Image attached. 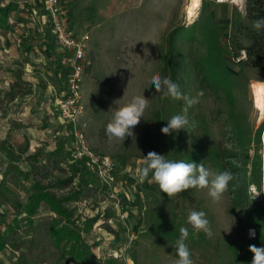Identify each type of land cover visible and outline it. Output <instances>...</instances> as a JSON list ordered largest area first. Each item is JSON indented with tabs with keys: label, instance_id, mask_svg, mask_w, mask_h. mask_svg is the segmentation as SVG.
Returning a JSON list of instances; mask_svg holds the SVG:
<instances>
[{
	"label": "rangeland",
	"instance_id": "1",
	"mask_svg": "<svg viewBox=\"0 0 264 264\" xmlns=\"http://www.w3.org/2000/svg\"><path fill=\"white\" fill-rule=\"evenodd\" d=\"M189 1L66 2L68 24L90 39L82 80L84 110L75 127L87 148L109 159L113 166H85L95 175V183L90 181L85 198L72 204L81 220L99 215L92 230L84 234L87 243L93 245V264L109 258L117 259L118 264H175L179 238L162 233L163 216V224L174 218L190 232L186 243L194 264H240L234 251L242 255L245 241L235 229L237 211L231 210L230 189L216 202L208 189H189L168 198L150 181L151 173L144 181L138 176L149 152L171 157L174 149L185 146L198 150L212 173H220L215 161L230 162L248 185V199L256 202L264 198V117L254 104L253 93L255 83H264V72L255 68L254 60H248L242 50L258 33L246 16V0H202L191 17L186 13ZM9 2L17 10L10 14L7 25L0 24V146L13 145L21 152L27 139V155L40 151L37 161L45 167L43 172L49 180L66 177L72 173L76 141L73 126L59 117L55 106L61 93L57 80L63 83L66 69L49 37L42 39L35 30L43 22L40 0H0V5ZM24 5H32L38 12L35 20L23 10ZM171 34L175 73L168 61ZM209 55L217 79L224 78L227 83L209 76ZM154 75L179 83L185 96L203 93L199 102L188 108L187 130L164 135L156 128L157 113L162 128L172 115L183 114L186 105L184 100L162 98L150 85ZM137 95L149 99V106L133 129L135 139L110 140L105 129L114 110ZM192 121L196 122L195 128L191 127ZM54 147L61 150L51 156ZM225 151L230 156L227 160L221 156ZM255 163L260 164V170H254ZM14 166L20 171L28 169L25 161ZM5 178L12 184L11 196L0 198L1 219L6 227L28 199L32 180L22 181L20 175ZM12 178L18 184L14 185ZM77 186L78 178L70 187ZM191 211L206 213L211 238L195 232L187 223ZM47 217V213L39 214L31 227L23 222L11 232L7 240L13 246L0 253V264H55L59 255L50 243ZM24 218L18 216V220ZM245 238H253L249 230ZM31 240L34 243L27 250ZM18 248L28 251V259Z\"/></svg>",
	"mask_w": 264,
	"mask_h": 264
},
{
	"label": "trees",
	"instance_id": "2",
	"mask_svg": "<svg viewBox=\"0 0 264 264\" xmlns=\"http://www.w3.org/2000/svg\"><path fill=\"white\" fill-rule=\"evenodd\" d=\"M16 10L17 6L11 2L2 7L0 6V24L7 25L10 14ZM246 16L252 21L259 17H264V0H246ZM172 35L168 39V61L170 62L171 72L175 73L176 65L172 61ZM242 50L246 52L248 60H254L253 66L264 72V32L255 34L252 37V44ZM207 65L209 67L208 74L210 77L215 78L219 82L227 83L224 78L221 80L217 79L218 72L213 67V60L210 55L207 59ZM156 117V128L160 131L161 125L159 121L161 122V119L159 113L156 114ZM60 150L61 148H56L50 155L56 156L60 153ZM0 152L9 161L10 168L8 172L14 176L20 175L23 181L32 179V185L30 187L32 196L23 205L22 209L18 211V215L13 218L11 225L8 224L3 231L0 229V253H3L6 249L13 246L12 241L8 242L7 237L20 226V223H27L31 227L34 224V217L40 214L41 210H45L50 213V217L46 218L50 243L59 255L55 264H93V245L87 243L84 234L92 230L94 224L99 219V215L81 220L82 217L77 213V208L72 206L73 203H77L85 198L89 182L95 183V175L87 171L84 161H75L72 166V173L68 176L49 180L50 178H48L46 171L43 172V168L45 167L38 164L37 161L40 157V151L37 150L33 154L25 157L29 166L28 171H20L14 166V164L22 159V155H17L13 149L4 146H0ZM25 152H27V146L22 154ZM228 154L225 151L221 155L222 159L227 160V158H230ZM170 156L166 155V158L169 160L203 163L198 150L193 148L188 150L185 146H179L174 149ZM230 164V162L221 164L215 161V166L220 172L228 170L234 174L235 179L229 185L231 210L237 211L235 216V229L245 241L242 255H238L236 251H234V254L236 255V261L238 263L251 264L253 253L249 251V246L264 247V198L261 197L256 202L249 200L247 196L248 185L241 179L240 173L238 171L235 172L231 168ZM257 169L260 170V164L257 165L255 163L254 170L257 171ZM76 178H78V186L70 187ZM11 181L14 185L18 184L17 179H12ZM8 193L10 192L5 185V180H3L0 183V198L7 199ZM22 214L25 215V218L18 220V216ZM161 219V224L163 225L161 228L162 233L173 239L179 238V230L181 227L175 222L176 220L172 218L163 224L162 221H166V219L164 216ZM2 225L3 221L0 214V228ZM249 229H255V237L252 239L245 238ZM33 243L34 241L31 240L30 245L27 246V250L31 248ZM18 249L22 250L21 255L25 259H28L26 257L28 251L26 252L21 248ZM101 264H118V261L117 259L109 258L103 260Z\"/></svg>",
	"mask_w": 264,
	"mask_h": 264
},
{
	"label": "clouds",
	"instance_id": "3",
	"mask_svg": "<svg viewBox=\"0 0 264 264\" xmlns=\"http://www.w3.org/2000/svg\"><path fill=\"white\" fill-rule=\"evenodd\" d=\"M253 28L259 33L264 32V17H259L253 21ZM150 85L155 86L157 93L162 98L171 99L172 101L184 100L185 107L183 114H174L167 121L166 126L161 128L164 135L178 133L180 130H187L190 121L187 118L189 107L199 102L202 92L197 93L196 97L185 96L179 83L174 82L170 77H161L160 75L152 76ZM118 101V100H116ZM114 101V102H116ZM149 106V99L144 95L134 96L128 103L117 107L112 115V119L107 123L105 134L111 139L124 141L126 137L135 139L133 129L140 123L145 110ZM196 122H191V127L195 128ZM143 167L138 169V176L141 181L149 179L158 185L161 193L168 198L178 196L180 193L189 189H208V195L214 202L219 201L224 193L229 190L230 182L235 177L228 170L218 174L212 173L200 162H186L184 160H169L166 155H161L155 151L149 152L143 159ZM256 194L255 197L259 196ZM187 223L195 232H203L207 237L213 235L210 221L204 211H191L187 217ZM180 236L176 241V253L178 259L175 264H194L191 258V251L186 241L189 237V231L186 227L180 228ZM249 236L255 237V229H249ZM249 251L253 253L251 264H264V247L249 246Z\"/></svg>",
	"mask_w": 264,
	"mask_h": 264
},
{
	"label": "built area",
	"instance_id": "4",
	"mask_svg": "<svg viewBox=\"0 0 264 264\" xmlns=\"http://www.w3.org/2000/svg\"><path fill=\"white\" fill-rule=\"evenodd\" d=\"M63 0H41L43 22L36 26L35 30L40 33L41 26L46 28V32L51 34L54 44L59 51L58 59L60 64L66 69L65 78L62 83L61 93L55 99L56 111L59 117L73 126V134L76 141V149L73 154L75 161H84V165L89 167H103L111 169L113 166L107 158H100L89 150L85 144L82 133L75 127L78 119L83 113V91L82 80L86 60L87 44L89 36L77 33L68 24L66 12L62 7ZM30 18L35 20L38 12L34 7L29 8ZM33 24L31 27L33 28ZM43 32V30H42Z\"/></svg>",
	"mask_w": 264,
	"mask_h": 264
},
{
	"label": "crops",
	"instance_id": "5",
	"mask_svg": "<svg viewBox=\"0 0 264 264\" xmlns=\"http://www.w3.org/2000/svg\"><path fill=\"white\" fill-rule=\"evenodd\" d=\"M66 2H68V0H64L63 1V4L64 3H66ZM6 4H8V3H6ZM6 4H1L0 6L2 7V6H4V5H6ZM67 5H69L68 3H66V5L65 6H62L63 7V11L64 12H66L65 14H66V16H67V12H68V10H66L67 8H66V6ZM42 6V4H41V0H40V7ZM32 8L33 6L32 5H24L23 6V10H25L26 12H27V10L29 9V8ZM9 18H10V16H9ZM8 18V19H9ZM42 30H43V32H42ZM37 34V33H36ZM38 36L39 37H41L42 39H47V37H49V40H50V45H53L54 47H55V44H54V41H53V39H52V37H50V35H49V33H47L46 32V28L44 27L43 28V26H41V31H40V33L38 32ZM42 42H46V40H42ZM55 49H56V47H55ZM57 85L59 86V88L61 89V87H62V81L60 80H57ZM55 87H57L56 85H54ZM9 143V142H8ZM28 140L26 139V142L24 143V149L26 148V146H28ZM13 148H11L10 146H8V148H11V149H13L14 150V152L17 154V155H22V159L19 161V162H22V161H25L26 162V160H25V157L24 156H28L27 155V152H28V149H29V146L27 147V152H25L24 154H22L23 152H24V149L21 151V152H17L15 149H14V146L13 145H11ZM56 148L54 147L53 148V150H52V152L55 150ZM52 156V155H51ZM26 164H27V162H26ZM8 166H9V161H8V159H6V157L3 155V154H1L0 153V183L4 180V179H6L5 177L7 176H14L12 173H10V172H8ZM27 167H28V169H25V170H23V171H28L29 170V166H28V164H27ZM12 179H14V178H12ZM22 179V178H21ZM29 180H32V179H29ZM23 181V180H22ZM5 185H6V187L8 188V190H9V192L10 193H8L7 195L8 196H11V189H10V185L12 186V184H8V182H6L5 181ZM32 185V184H31ZM31 187V186H30ZM32 196V194H31V192L29 191V193H28V199L27 200H24V204H26L27 202H28V200H29V198ZM23 204V205H24ZM43 213H47V214H49L50 215V213H48V212H46L45 210H41V212H40V215H42ZM23 215V214H22ZM39 215V214H38ZM25 216V215H24ZM4 228H5V226L4 225H2L1 226V231H3L4 230Z\"/></svg>",
	"mask_w": 264,
	"mask_h": 264
},
{
	"label": "bare ground",
	"instance_id": "6",
	"mask_svg": "<svg viewBox=\"0 0 264 264\" xmlns=\"http://www.w3.org/2000/svg\"><path fill=\"white\" fill-rule=\"evenodd\" d=\"M202 0H190L186 9L188 17L194 16L200 7ZM240 1V0H239ZM254 101L256 108L261 115L264 117V83L257 82L253 85Z\"/></svg>",
	"mask_w": 264,
	"mask_h": 264
}]
</instances>
